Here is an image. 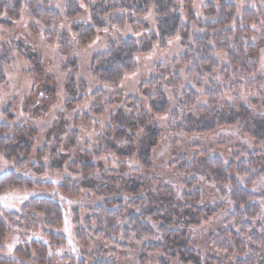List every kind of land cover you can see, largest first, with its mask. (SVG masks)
Returning <instances> with one entry per match:
<instances>
[{
    "label": "trees",
    "instance_id": "1",
    "mask_svg": "<svg viewBox=\"0 0 264 264\" xmlns=\"http://www.w3.org/2000/svg\"><path fill=\"white\" fill-rule=\"evenodd\" d=\"M81 1L88 7L90 25L74 22L83 17L85 11L72 0L64 15L47 5L41 6L39 0H14L13 3L0 0V29L13 32L25 10L33 23L45 25L48 32L53 24L63 20L74 22L71 34L85 48L104 31L127 27L138 30L136 20L153 13L155 33L139 42L133 37L110 42L106 52L92 58L93 79L103 85L118 87L125 76L136 70V57L149 54L156 44L165 50L171 40L181 37L182 45L188 48L191 43L190 25H195L202 35L195 36L192 42L195 49L186 56L187 76L198 80L209 77L215 88L206 94L210 99L209 108L199 109L196 115L186 113L184 122L178 127L173 126L172 130L187 139L235 131L252 144L253 149L245 150L238 144H218L209 150L214 151L212 154L217 152L211 156L203 154L206 152L203 145L195 144L172 165L184 188L183 194H176L168 185L154 187V179L148 175L155 171L152 154L165 137L154 120L156 116L167 115L171 104L165 90L152 95L156 83L143 85L142 95L149 102L151 112L128 114L126 110L130 105L126 103V109L120 108L112 113L108 124L95 136L93 151L87 153L81 163H71L67 167L79 179L73 189L68 187L72 181H66L67 185L60 187L61 193L75 197L84 190L102 202L86 216L74 215L79 245L87 250L94 239H101L108 245L127 248L125 242L134 237L142 246V264L148 255H156L159 264H264V192L255 191L264 180V73L256 62L264 51V7L258 5L239 14L235 3L208 0L209 4L202 10L205 18L202 20L195 15L194 0H97L93 4L88 0ZM255 1L264 3V0ZM183 14L187 16L189 25L183 23ZM36 29L35 25L30 26L32 32ZM50 34H46L48 43L53 42ZM69 36L68 33L59 36L60 69L66 75L68 100L64 109L55 113V121L43 134L45 144L38 149L35 147L39 131L32 123L48 117L56 103L51 100L56 97L58 85L50 80L52 76L47 65L38 54L22 51L19 43L3 46L0 51V90L8 87L5 70L15 62L16 53L30 65L28 77L34 80L33 90L23 105V112L31 121L16 123L18 98L1 114L0 157L13 165V170L0 178V194L7 190L23 191L43 186L18 175L29 166L34 176L43 177L48 170L57 171L65 165L70 155L58 154L60 148L72 150L78 146L81 134L79 129L71 132L67 113L75 111L86 98L92 103L93 114L76 117L77 124L83 119V128L90 123L95 126L92 118H103L105 106L122 103V100L107 101L100 91L89 97L83 96L87 85L77 81L79 63ZM215 53L224 55L226 64L216 63ZM192 54L194 59L191 61ZM215 74H220L224 88L214 85ZM166 86L177 89L181 80L175 77L173 83ZM241 87L252 93L250 105L254 110L239 100L233 105L224 101L226 92L238 96L237 90ZM182 97L179 108L172 115L175 123L179 122V112L192 109L198 100L191 88ZM49 104L50 109H47ZM107 153L119 160L135 159L147 174L135 171L126 176L124 167H121L117 172L101 170L99 177H88L102 168L92 163V157ZM47 154L51 157L48 167L41 163ZM206 192L208 194L204 197ZM218 218L223 219L222 226L210 235L208 252H203L192 242L191 230ZM38 219L45 227V239L51 247L32 240L16 249L15 261L0 260L2 264H59L66 260L70 264H117L105 253L86 260L79 259L76 263L69 256L60 257L61 261L55 258L54 261L56 254L50 249L66 248V243L63 237L53 232L64 223L63 209L50 199L31 200L18 214L5 213L0 208V245L5 243L13 229L35 232ZM84 256L87 257L86 254Z\"/></svg>",
    "mask_w": 264,
    "mask_h": 264
},
{
    "label": "rangeland",
    "instance_id": "2",
    "mask_svg": "<svg viewBox=\"0 0 264 264\" xmlns=\"http://www.w3.org/2000/svg\"><path fill=\"white\" fill-rule=\"evenodd\" d=\"M14 0H8L9 3H13ZM71 0H39L41 6H48L49 9L55 10L61 15H64L65 9ZM78 2L82 9L85 11V15L80 17L74 22L85 23L90 25L89 10L86 4L81 0H72ZM97 0H88L90 4L95 3ZM231 3H235L239 11V14L248 9L262 5L264 3H258L255 0H228ZM209 4L208 0H194L193 10L198 19L205 20L202 10L204 6ZM255 5V6H254ZM187 16L183 14V23L188 24ZM138 30H134L131 27H127L124 30L113 29L99 33L95 41L87 47H81L78 43V39L71 34V27L74 22L63 20L59 24H53L49 32L46 30L45 25L35 24L32 22L31 17L28 12L23 10L22 18L16 23L15 30L13 32H6L0 29V51L3 46L9 44H20V49L26 53L38 54L40 59L47 65V69L50 72L52 78L58 85V91L55 94L56 103L52 106L51 111L47 118L42 117L37 122L32 124L38 128L39 135L37 137L36 149L42 148L45 144L43 139V134L46 128L55 121V113L57 111L63 110L66 100L68 97L65 91V81L66 75L61 71V56L59 52V36L62 33H68L71 47L74 56L77 58L79 63V72L77 74V81H83L87 85V92L83 96L89 97L92 93L100 91L102 92L107 101H120L121 104H115V106L107 107L105 106V116L103 118L92 119L95 122V126L90 123L86 128L83 119L76 123V117L83 115H92L91 107L92 103L89 98H86L84 102L78 106V108L72 113H67V117L71 121V132L73 130L79 129L81 134H79V144L70 151L65 150L63 147L60 148L58 154L70 155L66 160L65 165L57 171L48 170L45 176L36 177L32 174L31 167H27L23 171L19 172L18 175L26 179H31L36 183L43 186L40 188H35L31 190H7L0 194V208L5 213H20L22 208L31 200L34 199H50L53 202L61 206L64 213V223L61 228L54 229L53 232L62 239L65 240L66 248L63 249H50V252H54L56 255L54 261H61L60 257L69 256L70 259H74L75 263L81 260H86L90 256H98L101 254H108L110 259L115 261L117 264H142L140 258L143 255L142 246L139 244L134 237H131L125 242L127 248L117 247L115 244L108 245L104 243L101 239H94L89 245L87 250H83L79 245L77 240L76 226L74 225V215L80 213V217L92 211L97 205L101 204L98 199H96L92 194L82 190L79 195L75 197H70L63 195L60 191V187L66 186V181L71 180L72 184L68 187L73 189L78 183V176H73L67 169L68 165L71 163H81L87 153H91L96 145L94 142L95 136L103 130L104 127L109 122V117L117 109H126L125 104H129V110L127 113L135 112L140 114L143 112H151L149 102L142 95L143 85L152 86V83H156L155 90L152 95H156L158 90H165L167 94L168 101L171 104V110L167 115L156 116L155 125L158 129H161L165 135L162 144L153 151V165L154 172L148 175L154 179V187L159 185H168L172 187L176 194L181 195L184 192V188L176 176V172L172 165L175 164L177 158L184 156V152L187 148H192L195 144H201L204 146V155H215L217 152L211 150V147L218 144L228 145H241L244 149H253L252 144L247 140L242 139L239 134L235 131H222L214 136L207 137H193L190 139L185 138L176 134L172 128L173 126L178 127L184 122L186 113L191 112L193 115L197 114V111L201 108H209L210 99L206 97L208 90H214L210 82L212 79L209 77H204L202 80L196 79V77L187 76L186 67V56L191 54L195 36L202 35L197 30L195 25H190L191 33V43L190 46L185 48L182 45L181 37L171 40L167 48L162 50L159 44L153 47V50L147 55H141L136 57V70L125 76L118 87H110L103 85L95 81L91 73L92 58L96 55L102 54L109 49L110 42H117L121 39H126L128 37H133L139 41L146 36H149L156 32L155 21L153 13L144 19H137ZM37 27L36 31L32 32L30 30L31 25ZM148 25V28L146 27ZM57 32V33H56ZM51 33L52 43H48L46 39V34ZM190 58L191 61L194 59L193 54ZM215 62L222 64L227 62L226 57L222 54L215 53ZM259 65V69L264 73V51H261L259 58L256 60ZM30 65L23 60L19 53L15 54V62L6 68L5 72L8 79V87L0 90V120L2 119V112L7 107L8 104H12L13 101L18 98L20 99L18 105L15 106V114L17 115L16 123H27L30 120L28 114L23 112V105L25 104V98L28 96L34 85V80L28 77ZM175 77L180 78L181 86L177 89L168 88L166 85L173 83ZM213 83L216 87H222V78L220 74H215L213 76ZM234 77L231 76V80ZM196 83L197 86H196ZM234 83H236L234 81ZM231 85L233 83H230ZM192 89L195 95L198 96L196 105L192 109H185L179 112V122L175 123L172 119V115L175 110L179 108V101L183 99L182 95L187 89ZM227 89H230L227 88ZM239 95L235 96V93H225L224 101L230 104H234L239 100L243 105L251 108L250 99L253 97L252 93L246 92V88L241 87L238 90ZM250 94V95H249ZM82 95V94H80ZM50 102V104H51ZM50 104L47 109H50ZM47 106V105H46ZM211 109V108H210ZM47 116V115H45ZM85 127V126H84ZM173 131V132H172ZM196 147V146H195ZM63 153V154H62ZM41 163L46 167L49 166L50 155ZM46 155V156H47ZM189 157V156H188ZM92 163L97 164L102 167L95 173L89 175L88 177H99L101 170L117 172L121 167H124V174L129 176L131 173L137 171L144 175L147 173L143 170L141 165L135 161V159L119 160L113 154L107 153L101 156H93ZM33 163V162H32ZM31 163V164H32ZM49 169V168H48ZM13 170V165L6 163L0 157V178ZM208 186V184L206 185ZM199 187L195 186V189ZM201 189V188H200ZM199 190V189H198ZM256 192H264V180L261 185L256 189ZM193 192V191H192ZM203 193V192H202ZM208 192L204 193V197ZM85 218V217H83ZM39 220V219H38ZM222 218H218L209 224H203V226L196 230H191L190 237L192 242L198 249L203 252H208L207 241L210 235L216 233L222 226ZM46 230L42 222L39 220L37 224V229L33 231H20L13 229L7 236V240L4 244L0 245V260L15 261V251L20 246H24L25 243H30L32 240L39 241L45 244L48 248L51 244L45 239ZM264 241V237H263ZM264 244V243H263ZM86 254L87 257L84 256ZM159 258L156 255H148L147 261L144 264H159ZM2 264V262H0ZM59 264H70L69 260L63 261Z\"/></svg>",
    "mask_w": 264,
    "mask_h": 264
}]
</instances>
